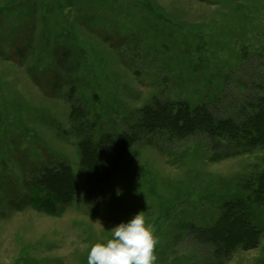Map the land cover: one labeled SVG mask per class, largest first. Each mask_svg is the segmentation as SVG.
Here are the masks:
<instances>
[{
  "label": "rangeland",
  "instance_id": "obj_1",
  "mask_svg": "<svg viewBox=\"0 0 264 264\" xmlns=\"http://www.w3.org/2000/svg\"><path fill=\"white\" fill-rule=\"evenodd\" d=\"M258 94L264 0H0V264H87L140 212L155 264H264Z\"/></svg>",
  "mask_w": 264,
  "mask_h": 264
},
{
  "label": "clouds",
  "instance_id": "obj_2",
  "mask_svg": "<svg viewBox=\"0 0 264 264\" xmlns=\"http://www.w3.org/2000/svg\"><path fill=\"white\" fill-rule=\"evenodd\" d=\"M109 231L108 239L92 244L87 264H155L159 240L144 212Z\"/></svg>",
  "mask_w": 264,
  "mask_h": 264
},
{
  "label": "trees",
  "instance_id": "obj_3",
  "mask_svg": "<svg viewBox=\"0 0 264 264\" xmlns=\"http://www.w3.org/2000/svg\"><path fill=\"white\" fill-rule=\"evenodd\" d=\"M258 98H260V104L259 105H252V108L253 110H257V120H259L260 122H263L264 123V98H261L259 97V94H258ZM255 99V98H254ZM173 104H160V107L162 108V115H157L155 116L154 118V121L156 123H159L160 126H159V129L160 130H163L164 127L168 130V132H181L183 134H187L188 132H193L195 130H197L198 128H203V126H200V125H205V129L208 130V131H211L212 133L210 134H214L216 132H219L220 131V126H217V124H215L213 121V118L207 122H203L200 121V122H196V119L194 118V115H192L190 113V108L188 105L184 104H180L178 110L179 112L176 114L175 112V107H172ZM175 106V105H174ZM208 119V118H205V120ZM166 121L170 124H164V122L166 123ZM202 123V124H201ZM170 125V126H169ZM92 129V127H91ZM91 132H93V130H90ZM89 132V135H91L92 133ZM217 134V133H216ZM110 139V136L109 135H106V138H105V141H109ZM253 141H258L259 138L256 139L253 138L252 139ZM93 143L92 145H88V143L86 144L85 141H84V144H83V150H82V153H81V156H82V160L85 161V162H88V160H91L92 156H97L98 155V152L97 150L95 149V147H93ZM100 153V152H99ZM99 157V156H98ZM96 172V174H95ZM95 172H93L91 175H89V179L91 180V177L92 179L94 180H99V179H102L103 181L107 182V181H111V179L114 177V173L115 171L110 169L109 171H103L100 172L99 170H96ZM57 178V176H56ZM59 182L60 181H63L61 180V178L59 177L58 178ZM101 182V181H100ZM61 183V182H60ZM69 185H65V187L63 186V189H67V190H71V183L68 182ZM62 184H60L61 186ZM60 186H58L56 183L55 184H50L48 182V186L50 189L49 193H46L45 196L43 197V201H46L51 203L53 202L55 199H56V195H58L57 193L59 192V188H61ZM42 192V191H41ZM48 203V204H49ZM47 209V208H46ZM47 211V210H46Z\"/></svg>",
  "mask_w": 264,
  "mask_h": 264
}]
</instances>
